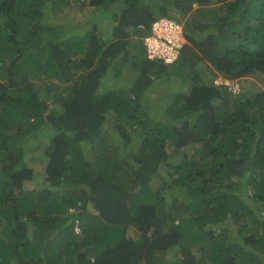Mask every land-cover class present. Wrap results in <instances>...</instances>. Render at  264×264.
Wrapping results in <instances>:
<instances>
[{"label": "trees", "instance_id": "1", "mask_svg": "<svg viewBox=\"0 0 264 264\" xmlns=\"http://www.w3.org/2000/svg\"><path fill=\"white\" fill-rule=\"evenodd\" d=\"M63 6L0 0V264H264V0H89L57 28ZM161 17L170 64L142 45Z\"/></svg>", "mask_w": 264, "mask_h": 264}, {"label": "built area", "instance_id": "2", "mask_svg": "<svg viewBox=\"0 0 264 264\" xmlns=\"http://www.w3.org/2000/svg\"><path fill=\"white\" fill-rule=\"evenodd\" d=\"M186 41L183 36V29L176 21L161 18L151 24L150 33L143 40L146 56L150 60L163 61L170 64L176 61L180 50ZM214 84L225 86L233 93L239 91L237 81L216 79ZM264 215V211L262 212Z\"/></svg>", "mask_w": 264, "mask_h": 264}, {"label": "rangeland", "instance_id": "3", "mask_svg": "<svg viewBox=\"0 0 264 264\" xmlns=\"http://www.w3.org/2000/svg\"><path fill=\"white\" fill-rule=\"evenodd\" d=\"M72 5L73 8L71 11H65V14H59L60 16H53V15H49L46 16L49 19H51V21H53V23H57V24H61V27H63L64 23H66L67 18L72 19L75 18L78 19V21L81 19L80 18H84L85 21H88L92 18L93 16H90V9L87 8V6H80L79 7V1L73 0L72 1ZM50 9V7H45L44 11L48 12V10ZM75 14V15H74ZM97 20V19H96ZM55 21V22H54ZM84 21V22H85ZM49 22V21H48ZM111 20L109 19H104L100 22L97 23V27L100 30V32L102 33V35L105 38H108L110 36V33L112 31L111 29ZM52 23V22H50ZM183 25V23H182ZM74 27V26H73ZM123 79H128L126 76L122 78ZM112 79H110L111 81ZM112 82V81H111ZM116 82H112L111 84L108 83V86L110 87L109 90H116V86H114ZM239 87H240V91L242 90V95H245V97L249 98L254 96L256 93H258V91L262 90V84L259 83L257 80L255 79H243L240 80V82L238 83ZM119 86V85H118ZM166 94V93H165ZM167 95H165L164 97L166 98ZM158 111L156 110V113ZM51 113V112H50ZM51 119L50 116H48L46 119ZM45 146V141L43 140L42 142H40V146L37 148V153H34V151L31 152H26L24 154V163L22 164L23 167H30V168H35L36 169V173H40V170L45 166V157L43 154V149ZM38 154V155H37ZM37 180V184L39 183H43V177H38L36 178ZM35 183V180L31 183H27L26 188L30 189L33 186L37 185ZM73 210H69V213H72Z\"/></svg>", "mask_w": 264, "mask_h": 264}, {"label": "clouds", "instance_id": "4", "mask_svg": "<svg viewBox=\"0 0 264 264\" xmlns=\"http://www.w3.org/2000/svg\"><path fill=\"white\" fill-rule=\"evenodd\" d=\"M73 1V0H72ZM77 1V0H76ZM88 1L89 0H87V1H85V0H79V7L82 5V6H86V4L88 3ZM89 6H87V8H88ZM72 8H73V5L70 7V6H63V7H61V9H58V11H59V13H57V15L56 16H60L59 14H65V11H71L72 10ZM89 9V8H88ZM75 15V14H74ZM161 18H167V17H161ZM161 18H159V19H161ZM159 19H156V20H159ZM167 19H170V18H167ZM155 20V21H156ZM171 20H173V19H171ZM173 21H175V20H173ZM50 22H52L53 23V21H51V19H50ZM55 22V21H54ZM78 22H80V20L78 21V19H76V17L75 18H72V19H69V18H67V20H66V23H64V25H63V27H73V26H75ZM154 22V21H153ZM152 22V23H153ZM54 24V26H56L57 28H60L61 27V25H62V22H61V24H57V23H53ZM178 24H180L181 26H182V29H183V25H182V23H178ZM62 28V27H61ZM151 28V27H150ZM149 35V34H148ZM147 35V36H148ZM147 36H145V37H147ZM144 37V38H145ZM144 38L142 39V45H143V40H144ZM143 49H144V51H145V47H144V45H143ZM145 55H146V52H145ZM147 57V56H146ZM148 59V58H147ZM150 60V59H149ZM217 79V78H216ZM215 79V80H216ZM224 80H226V79H224ZM228 81H230V80H228ZM235 81H237V83H239L240 82V80L238 81V80H235ZM239 91H240V87H239ZM238 91V92H239ZM237 92V93H238ZM264 211V208L260 211V216L264 219V215L262 214V212Z\"/></svg>", "mask_w": 264, "mask_h": 264}]
</instances>
